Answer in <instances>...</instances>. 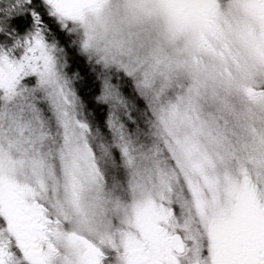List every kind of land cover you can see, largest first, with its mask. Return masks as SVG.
Listing matches in <instances>:
<instances>
[{"label":"snow or ice","instance_id":"1","mask_svg":"<svg viewBox=\"0 0 264 264\" xmlns=\"http://www.w3.org/2000/svg\"><path fill=\"white\" fill-rule=\"evenodd\" d=\"M0 264H264V0H0Z\"/></svg>","mask_w":264,"mask_h":264}]
</instances>
